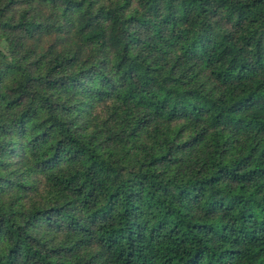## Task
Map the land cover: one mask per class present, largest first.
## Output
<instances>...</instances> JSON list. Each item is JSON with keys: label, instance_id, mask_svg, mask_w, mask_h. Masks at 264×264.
<instances>
[{"label": "trees", "instance_id": "1", "mask_svg": "<svg viewBox=\"0 0 264 264\" xmlns=\"http://www.w3.org/2000/svg\"><path fill=\"white\" fill-rule=\"evenodd\" d=\"M0 264H264V0H0Z\"/></svg>", "mask_w": 264, "mask_h": 264}, {"label": "rangeland", "instance_id": "2", "mask_svg": "<svg viewBox=\"0 0 264 264\" xmlns=\"http://www.w3.org/2000/svg\"><path fill=\"white\" fill-rule=\"evenodd\" d=\"M0 48H1V49H5V44H3V43L0 44Z\"/></svg>", "mask_w": 264, "mask_h": 264}]
</instances>
